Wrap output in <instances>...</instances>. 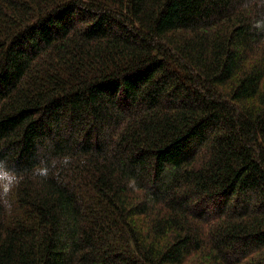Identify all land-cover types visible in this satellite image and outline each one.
Here are the masks:
<instances>
[{"label":"trees","instance_id":"trees-1","mask_svg":"<svg viewBox=\"0 0 264 264\" xmlns=\"http://www.w3.org/2000/svg\"><path fill=\"white\" fill-rule=\"evenodd\" d=\"M259 19L264 0H0L21 177L0 264H264Z\"/></svg>","mask_w":264,"mask_h":264},{"label":"clouds","instance_id":"clouds-1","mask_svg":"<svg viewBox=\"0 0 264 264\" xmlns=\"http://www.w3.org/2000/svg\"><path fill=\"white\" fill-rule=\"evenodd\" d=\"M253 27L258 30H264V19L256 20ZM58 160L61 166H67L70 162V157L65 155L63 157L53 158L51 161L42 160L40 164L33 167V176L46 179L50 171L56 168ZM20 178V175L8 166L7 161L0 158V203L9 210L12 207L9 194L19 184Z\"/></svg>","mask_w":264,"mask_h":264},{"label":"rangeland","instance_id":"rangeland-1","mask_svg":"<svg viewBox=\"0 0 264 264\" xmlns=\"http://www.w3.org/2000/svg\"><path fill=\"white\" fill-rule=\"evenodd\" d=\"M190 264H195V263L193 261H191Z\"/></svg>","mask_w":264,"mask_h":264}]
</instances>
